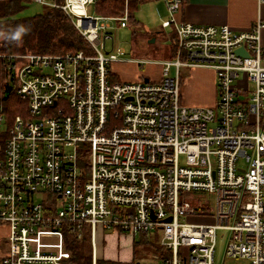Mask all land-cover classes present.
<instances>
[{
    "label": "built area",
    "instance_id": "built-area-1",
    "mask_svg": "<svg viewBox=\"0 0 264 264\" xmlns=\"http://www.w3.org/2000/svg\"><path fill=\"white\" fill-rule=\"evenodd\" d=\"M31 1L61 9L91 52L0 55L28 104L0 148V264H67L65 231L88 232L98 264L99 226L160 234L161 264H215L220 235L227 258L264 264L263 25L197 26L178 20L183 0H160L176 55L159 80L125 82L111 67L132 61L106 41L131 27L128 0L119 16L100 15L103 0ZM183 68L214 71L215 106L181 103Z\"/></svg>",
    "mask_w": 264,
    "mask_h": 264
},
{
    "label": "trees",
    "instance_id": "trees-1",
    "mask_svg": "<svg viewBox=\"0 0 264 264\" xmlns=\"http://www.w3.org/2000/svg\"><path fill=\"white\" fill-rule=\"evenodd\" d=\"M30 1L0 0V55L30 52L52 55L79 51L91 52L88 42L81 36L67 15L57 7L44 5L45 11L42 14L19 17ZM50 1L59 5L64 0ZM125 2V0H103L97 5V12L102 16L122 15ZM140 4L141 0H129L130 25L135 28L139 27V23L134 13ZM169 39L171 41L169 59H173L177 50V34L172 31ZM116 79L119 80L118 77ZM8 82L14 84L8 63L0 58V148L5 145L13 119L18 115H25L28 107L27 102L17 96L15 89L10 98L7 101L4 100V90ZM2 125L6 128L2 129ZM88 237L86 232L81 239H76L73 234L65 231V247L71 252V257L66 261L67 264H91V255L87 253ZM147 244L153 249L157 248L155 244ZM98 264L122 263L98 260Z\"/></svg>",
    "mask_w": 264,
    "mask_h": 264
},
{
    "label": "rangeland",
    "instance_id": "rangeland-1",
    "mask_svg": "<svg viewBox=\"0 0 264 264\" xmlns=\"http://www.w3.org/2000/svg\"><path fill=\"white\" fill-rule=\"evenodd\" d=\"M157 5L162 6V3H157L155 0H141L140 7L134 13L139 27L135 28L131 26L125 29L115 27L110 31L114 40L106 41L107 50H113V53H117V49H124L126 53L122 57V61H132L130 63L118 62L111 67V70L123 80L134 82L135 79L136 81L139 80L140 76L155 79L161 73L162 62L170 58L171 41L169 35L172 30L162 29L161 23L166 20L168 16H166L164 12L159 11L157 7L159 8L160 6ZM44 11L45 6L43 4L30 1L27 3L26 8L19 14V17H32L42 14ZM89 13L94 15L98 14L94 8H90ZM161 31H165L163 35L161 33V35H157ZM143 62L147 63L145 64ZM151 62H154V64H151ZM191 70H194V68H183L181 70V86L183 85L181 92H183V94L184 91H186V87L190 85L188 81L191 78ZM212 72L215 76L214 71ZM172 73H174V70ZM194 95L195 96H191L192 100H201L199 94L196 93ZM195 107L203 106L198 105ZM1 128L5 129L6 127L2 125ZM39 198L42 199V196ZM188 222L198 223L199 221L189 219ZM148 239H150V241ZM148 239L141 235L135 236L118 230H105L102 226H99L96 230L95 238L97 258L98 260H110L122 264H135L139 261L143 264H161L159 260L153 257L158 251L157 248L159 247L161 235L158 233L150 234ZM87 240V253L91 255L93 247L90 236ZM227 242L226 238L221 239V235L219 236L215 264H249L245 259L227 258L225 255ZM147 243L155 244L157 248L153 249ZM4 244L8 251L9 244Z\"/></svg>",
    "mask_w": 264,
    "mask_h": 264
},
{
    "label": "crops",
    "instance_id": "crops-1",
    "mask_svg": "<svg viewBox=\"0 0 264 264\" xmlns=\"http://www.w3.org/2000/svg\"><path fill=\"white\" fill-rule=\"evenodd\" d=\"M155 1H157V3H162L160 0ZM157 9L164 12L167 16V11L163 3L162 6L159 8L157 7ZM177 18L180 21L197 26L226 25L235 32H247L251 30L255 24L260 22L263 25L260 31V40L261 44L264 46V0H184L181 11L177 14ZM164 32L165 31H161L157 35H163ZM117 77L120 81L133 82L123 80L120 76ZM144 78L148 77L140 76V79ZM159 79L160 75L155 79L153 78V80L156 81ZM134 81H136V79ZM188 83L190 85L186 87L184 94L183 92L180 93L181 102L186 106L195 107L201 105L203 107H213L217 104L218 89L215 76L210 69L194 68V70H191V78ZM182 87L183 85L181 89ZM196 93L201 96V100L191 99V96H195L194 94ZM7 237L8 227L0 225V260L7 253V247H5L6 245L4 244L7 243Z\"/></svg>",
    "mask_w": 264,
    "mask_h": 264
},
{
    "label": "water",
    "instance_id": "water-1",
    "mask_svg": "<svg viewBox=\"0 0 264 264\" xmlns=\"http://www.w3.org/2000/svg\"><path fill=\"white\" fill-rule=\"evenodd\" d=\"M238 53H242V54H246L243 50H239ZM144 81L146 83L149 82V79L148 78H144ZM12 91H13V84L11 82H8L5 86V90H4V100L7 101L11 94H12Z\"/></svg>",
    "mask_w": 264,
    "mask_h": 264
}]
</instances>
